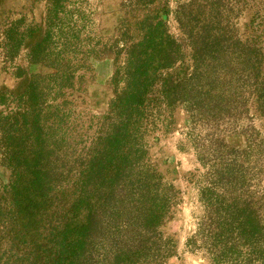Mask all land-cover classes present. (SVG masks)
<instances>
[{"label": "trees", "instance_id": "trees-1", "mask_svg": "<svg viewBox=\"0 0 264 264\" xmlns=\"http://www.w3.org/2000/svg\"><path fill=\"white\" fill-rule=\"evenodd\" d=\"M121 6L132 18L118 38L82 52L79 7L46 0L42 36L27 53L43 71L30 72L20 90L0 91V168L8 171L0 264H165L174 256L163 227L178 191L156 171L144 137L171 123L176 107L188 115L186 142L200 165L184 247L206 264H264V0H177L179 38L168 32L161 0ZM247 7L254 33L242 39L235 25ZM18 23L3 30L6 61L24 35ZM104 50L115 61L112 95L103 113L82 122L64 95L74 82L82 91L79 71ZM233 133L240 147L225 142Z\"/></svg>", "mask_w": 264, "mask_h": 264}, {"label": "rangeland", "instance_id": "rangeland-1", "mask_svg": "<svg viewBox=\"0 0 264 264\" xmlns=\"http://www.w3.org/2000/svg\"><path fill=\"white\" fill-rule=\"evenodd\" d=\"M177 0H161L167 8L166 26L168 32L177 38L180 37L173 10ZM79 7L84 20L77 23L78 39L82 52L91 49L107 48L118 38L123 23L132 18L130 12L121 6L122 0H72ZM46 0H0V91L8 89L20 90L27 80L30 72H42V67L34 65L27 60V53L32 44L42 36ZM145 10H140L142 15ZM254 10L247 7L236 22V31L242 39L251 36ZM131 20V19H130ZM18 23V30L23 31L18 52L12 61H6L3 57V30L8 23ZM260 41L264 42V23L259 27ZM136 36H134L135 38ZM184 54L188 61V49L184 48ZM86 64L88 71H79L83 77L80 81L82 91L76 93L77 83L73 89H67L66 98L72 117H78L84 122L93 115L103 113L107 108V101L112 95V87L109 83L110 76L115 69V61L111 51H103L97 56H88ZM24 69L22 77H15V66ZM1 108V106H0ZM168 118L171 123L166 127H158L145 135L144 140L148 147L151 162L156 171L165 180L173 183L178 191L177 204L170 218L165 222L163 230L171 236L175 242L176 254L165 264H206L207 259L202 254L190 253L184 247V242L194 230L193 215L197 211L198 203L194 198L192 189L193 178L199 171V162L194 151L186 142L187 113L180 107L172 109ZM256 126L258 121H255ZM93 129L88 130V134ZM227 144L240 147L243 138L238 134L223 136ZM8 171L0 168V182L6 180ZM258 185L264 190V158L263 169L258 178Z\"/></svg>", "mask_w": 264, "mask_h": 264}]
</instances>
